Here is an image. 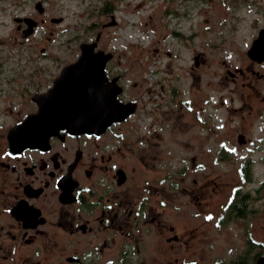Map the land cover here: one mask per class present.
I'll return each instance as SVG.
<instances>
[{
	"label": "flooded vegetation",
	"instance_id": "obj_1",
	"mask_svg": "<svg viewBox=\"0 0 264 264\" xmlns=\"http://www.w3.org/2000/svg\"><path fill=\"white\" fill-rule=\"evenodd\" d=\"M36 11L12 16L6 41L13 51L0 53V264H264V201L255 207L250 191L237 196L234 189L222 199L207 190L202 148L198 140L192 149L190 130L206 141L207 131L224 126L207 127V114L188 96L190 72L153 77L157 71L137 67L145 63L124 61L117 47L97 41L93 51L110 53L102 85L56 84L80 44L54 65L46 46L25 45L46 20ZM26 18L35 21L29 33ZM195 56L198 67L202 58ZM251 60L264 67V59ZM253 72L264 77L263 69ZM110 97L119 119L79 127L63 119L69 106L103 113ZM253 99L251 124L263 132L264 94ZM236 136L241 146L251 140L242 131ZM263 136L246 147L262 155L245 163L263 166ZM225 150L232 148L220 140V159ZM259 188L264 197L263 180L252 190ZM238 219L245 237L223 253L227 245L214 234L221 239L224 226Z\"/></svg>",
	"mask_w": 264,
	"mask_h": 264
},
{
	"label": "rangeland",
	"instance_id": "obj_2",
	"mask_svg": "<svg viewBox=\"0 0 264 264\" xmlns=\"http://www.w3.org/2000/svg\"><path fill=\"white\" fill-rule=\"evenodd\" d=\"M42 1L46 20L40 23L25 45L46 46L45 50L51 54L47 61L53 58V65L59 60L71 59L82 41L93 40L100 31L98 45L117 47L116 53L124 61L145 63L137 67L143 68L148 75L149 71H157L153 77L165 73L167 77L176 75L180 79V73H185L186 77L190 72L188 96L199 104L204 115L207 114V127L224 126L222 130L216 127L214 134L207 131L206 141L198 139L197 135L193 137L194 130H190L192 149L198 144L202 148L206 163L204 173L209 181L207 190L222 199L234 189L239 192L237 196L250 191L256 196L251 202L255 207L261 206L264 201V197H258L261 190L252 188L259 187L264 181V164L253 160L245 163L244 160L263 153L249 155L246 150L254 135L264 133L257 122L252 127L254 111L250 113L253 106H249L254 101V92L264 94V77L253 72L264 70V67L251 60L246 49L258 29L264 26V0ZM36 2L0 0L2 55L7 53V48L13 51L12 44L6 41V36L13 31L12 16L24 12L34 14ZM52 17H62V20L52 21ZM110 19H114V24L102 26ZM13 40L17 42L18 37ZM197 54L203 63L194 67ZM228 70L236 76L230 77ZM259 103L264 111V100ZM237 131L251 137L247 145L238 144ZM220 140L225 148H232L225 150L224 159L215 152ZM262 141L264 143V138ZM243 164H246L245 171ZM238 221H233L232 226L231 222L224 226L221 239L214 234L213 238L227 245L223 253L229 254L231 249H236V240L240 242L245 237V229L240 219Z\"/></svg>",
	"mask_w": 264,
	"mask_h": 264
},
{
	"label": "water",
	"instance_id": "obj_3",
	"mask_svg": "<svg viewBox=\"0 0 264 264\" xmlns=\"http://www.w3.org/2000/svg\"><path fill=\"white\" fill-rule=\"evenodd\" d=\"M35 8L39 12H42L44 10V6L41 0H38L35 3ZM26 20L28 22V30L26 33H29L32 31V22L34 23L35 21L31 18H26ZM52 20L57 22L62 20V17H53ZM114 22V19H110V21L103 23L102 26L112 25L114 24ZM99 37L100 31L97 32L95 38L92 41H84L80 43V54L78 58L74 62H71L64 66L60 76L56 79V84H63L71 80H78V83L80 84H87V80L95 86L102 85V81L104 79V64L109 59L110 53H105L104 51H93V48L97 45ZM247 54L251 58H254L258 61L264 59V27L260 28V30L258 31L257 37L253 40L251 47L247 50ZM194 61L195 63L197 62L196 56L194 57ZM96 100L101 101L103 99L97 97ZM104 103L105 107L101 109L105 111L103 113L97 112L98 114H94V116L90 115L91 109H89V107L87 106L80 108L69 106L67 109L71 112V114L68 116H64L63 119L67 121L69 126L79 127L87 126L88 121H92L93 119L97 120L98 117H100L105 122H111L122 117L117 114V110L116 113H111L112 106L114 105L113 98L110 97V99H107ZM44 135L47 137L49 136V133H46ZM241 137L242 135L240 134V140Z\"/></svg>",
	"mask_w": 264,
	"mask_h": 264
},
{
	"label": "trees",
	"instance_id": "obj_4",
	"mask_svg": "<svg viewBox=\"0 0 264 264\" xmlns=\"http://www.w3.org/2000/svg\"><path fill=\"white\" fill-rule=\"evenodd\" d=\"M97 34V33H96Z\"/></svg>",
	"mask_w": 264,
	"mask_h": 264
}]
</instances>
